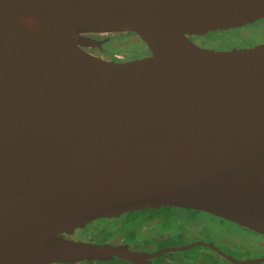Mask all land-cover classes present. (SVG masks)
I'll list each match as a JSON object with an SVG mask.
<instances>
[{
	"label": "water",
	"instance_id": "water-1",
	"mask_svg": "<svg viewBox=\"0 0 264 264\" xmlns=\"http://www.w3.org/2000/svg\"><path fill=\"white\" fill-rule=\"evenodd\" d=\"M261 17L264 0H0V264L109 255L65 235L162 206L264 235V43L188 37ZM104 33L145 54L88 51Z\"/></svg>",
	"mask_w": 264,
	"mask_h": 264
},
{
	"label": "flooded vegetation",
	"instance_id": "flooded-vegetation-1",
	"mask_svg": "<svg viewBox=\"0 0 264 264\" xmlns=\"http://www.w3.org/2000/svg\"><path fill=\"white\" fill-rule=\"evenodd\" d=\"M262 19L264 17L239 27L211 31L204 35H189L188 37L201 47L215 50L252 47L264 43V22H262ZM258 23H261L262 26L253 28V25ZM245 27H248L250 34L245 36L242 30L241 36L232 44H211L209 41H205L206 36L224 35L234 28L242 29ZM95 35H93V38L99 40V36ZM226 45L228 47H225ZM100 50L107 53L104 47H101ZM107 54L111 58L116 55L115 53ZM143 54H145V50L140 47L133 54H125L114 59L124 60ZM188 210L203 213L210 220L225 222L226 225L238 231L243 230L251 235L252 240L245 239V242L237 243L235 247L236 242H231L226 236H223L226 238L223 243L215 241L208 230H203L200 234L194 233L189 237H185L184 232L180 229L171 230L168 218L173 215L175 218H185L189 221L190 217L186 215ZM213 227L218 229L224 226L223 224H216ZM65 236L73 240L108 245L115 248L116 251L98 258L34 264H245L242 262L253 261L264 256V235L213 213L178 206L144 208L119 216L107 217L90 222L84 227L76 229L72 234ZM194 247H196V252L189 253V250ZM256 264H264V261Z\"/></svg>",
	"mask_w": 264,
	"mask_h": 264
},
{
	"label": "rangeland",
	"instance_id": "rangeland-1",
	"mask_svg": "<svg viewBox=\"0 0 264 264\" xmlns=\"http://www.w3.org/2000/svg\"><path fill=\"white\" fill-rule=\"evenodd\" d=\"M262 22H264V19H262ZM253 26V28H255L261 27L262 25L261 23H258L254 24ZM242 30L245 36H248L250 34V32H248V27L242 29L234 28L232 31H227V34L225 33L224 35L220 34L206 36L205 41H209L211 44H232L236 42L241 36ZM95 36H99V40H104L102 42L101 47H104L107 53H115L118 56H123L125 54H133L140 48V45L138 44L135 38L121 33H104ZM225 47H228V45H226ZM100 48L93 47L87 48V50L96 55L109 58L110 56H108L107 53L102 52ZM186 215L190 217L189 221L185 218H175V216L173 215L171 216V218H168L170 229H180V231L184 232L185 237H189L194 233L200 234L201 232H203V230H208V232L211 233L215 241L223 243V240L226 239L223 236H226L231 242H236L235 247L237 246V243L245 242V239L248 241L252 240L251 235L245 233L243 230L238 231L234 228H231L226 225L225 222L222 223L212 219L210 220L209 217L203 213L200 214L195 210H188L186 211ZM216 224H223L224 227H220L217 229L213 227V225ZM193 252H196V247L191 248V250H189V253Z\"/></svg>",
	"mask_w": 264,
	"mask_h": 264
}]
</instances>
